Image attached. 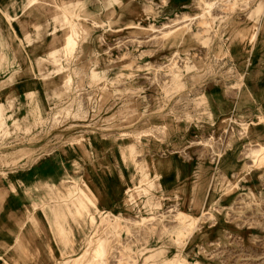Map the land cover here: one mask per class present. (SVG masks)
Masks as SVG:
<instances>
[{
	"label": "rangeland",
	"instance_id": "obj_1",
	"mask_svg": "<svg viewBox=\"0 0 264 264\" xmlns=\"http://www.w3.org/2000/svg\"><path fill=\"white\" fill-rule=\"evenodd\" d=\"M173 1L0 12V182L57 152L91 157L92 138L129 176L117 209H94L79 172L70 196L31 204L63 205L82 231L60 264H264V112L233 54L256 50L264 0ZM216 99L233 108L213 113ZM174 155L193 169L168 192L149 164Z\"/></svg>",
	"mask_w": 264,
	"mask_h": 264
},
{
	"label": "crops",
	"instance_id": "obj_2",
	"mask_svg": "<svg viewBox=\"0 0 264 264\" xmlns=\"http://www.w3.org/2000/svg\"><path fill=\"white\" fill-rule=\"evenodd\" d=\"M17 1L0 0V12H6L8 15L14 13V4L16 12H19ZM189 1L175 0L173 5ZM255 40L256 50L251 46L243 61L242 54L247 48L237 47L233 54L239 65L244 63L246 70L243 74L248 72L251 78L248 82L249 93L253 96L251 101L257 102L253 111L260 113L264 112V30L257 33ZM252 51L254 55H251ZM210 108L216 114L220 110L233 108V103L228 105L222 99H216ZM244 111H247V107H244ZM90 142L91 157L84 158L66 151L57 152L23 171L10 174L8 181L0 182V264H60L66 258L78 254L82 231L69 222L62 204L34 213L30 209L35 201L47 202L48 195L55 189L67 190V195L70 196L71 186L63 184V181L77 172L85 181L84 183L81 180L85 191L79 189V193L94 209L119 208L122 190L129 180L128 173L114 161L112 141L106 143L92 138ZM131 150L132 148L129 152ZM149 165L156 176L163 174L161 184L168 192L180 189L182 185L177 182L178 179L193 169L192 164L175 155L163 160L153 159ZM78 204L81 209L83 200ZM73 209L76 213V207Z\"/></svg>",
	"mask_w": 264,
	"mask_h": 264
}]
</instances>
